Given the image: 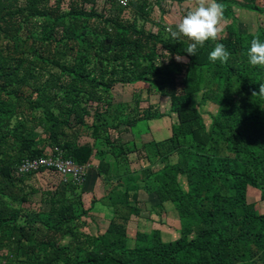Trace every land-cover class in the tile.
Wrapping results in <instances>:
<instances>
[{
    "label": "trees",
    "instance_id": "obj_1",
    "mask_svg": "<svg viewBox=\"0 0 264 264\" xmlns=\"http://www.w3.org/2000/svg\"><path fill=\"white\" fill-rule=\"evenodd\" d=\"M99 2L104 7L98 9ZM217 2L227 18L231 3ZM238 3L264 13L255 0ZM147 6L149 0H128L127 7L113 0H0V264H264V95H252L264 83V66L250 65L246 54L254 37L264 42V26L246 36L227 26V37L206 41L188 56L191 41L172 39L164 26L145 30ZM216 43L230 53L227 63L208 59ZM164 51L171 70L155 62ZM237 54L244 63L234 62ZM171 55L187 58L184 69ZM192 67L212 70L216 83L238 82V100L230 90L209 96L217 110L207 127L191 102L198 90L190 83ZM139 81L148 84L147 94L167 96L176 116L168 139L141 146L150 162H139L145 178L127 168L136 149L129 150L120 133L160 114L148 108L135 113L111 93L115 84ZM83 131L92 142L80 140ZM54 146L79 164L91 161L95 149L119 161L110 170L103 157L93 168L95 179L111 185L104 197L112 216L102 233L73 231L96 202L84 207L85 182L56 186L47 192V210L23 214L33 175L17 177L14 169ZM49 172L57 174L38 173ZM249 188L259 191L263 212L247 201ZM140 191L147 194V210L174 205L178 238L165 242L159 229L136 231L134 245L127 246L126 224L139 215L137 204L145 206Z\"/></svg>",
    "mask_w": 264,
    "mask_h": 264
},
{
    "label": "rangeland",
    "instance_id": "obj_2",
    "mask_svg": "<svg viewBox=\"0 0 264 264\" xmlns=\"http://www.w3.org/2000/svg\"><path fill=\"white\" fill-rule=\"evenodd\" d=\"M241 0H229V3H231V9L232 11L228 15L227 18H223L222 20V28L223 31L220 33V36L218 39H221L223 37H227V26H230V29H232V32L235 34H240L241 36H246L247 34H256L259 26H264V13L257 12L253 10H247L242 6ZM228 3V4H229ZM244 4V3H243ZM98 9L100 7H104L101 2L98 4ZM255 5L260 7L261 9H264V0H255ZM192 6V0H149V6H147L146 10L148 12V20L144 23L145 30H154L159 29L161 26L167 27L171 25L172 27L175 26L176 23L179 22V19L186 13L187 10H189ZM175 30V28H174ZM181 40L183 41H189L186 37L181 36ZM182 41V42H183ZM212 41V40H211ZM190 42V41H189ZM213 50V49H212ZM165 55L163 58L158 57L156 59V64L159 67L167 66L169 62L168 54L166 51H164ZM232 57V55H231ZM183 59L181 61H178L176 59V56L171 55V59H174L176 62L181 63V69H184L185 64L188 62L187 58L182 57ZM233 58V57H232ZM234 62H243V55L238 56L236 60L233 59ZM164 69V68H163ZM171 70L169 66H167L165 69ZM199 69L192 67L190 73L194 74V78L190 80V83L193 84V87L198 89L192 94L191 102L196 107L197 112L202 116L203 122L205 123L206 127L209 124V115L214 114L217 110V105L213 101V99H210L209 96L212 95L214 98L215 95H220L221 97L225 95L229 90L231 91L230 95H232L235 100H238V94H239V86L238 82L235 79V77L231 78V88H229L228 84L224 85L221 83H216L217 78L213 74V71H203L199 70L201 72V81L197 86L195 85V78H196V71ZM176 74V78H182V74L178 73V69L172 70ZM150 73V72H149ZM148 73V74H149ZM150 77L155 78V75H151ZM181 74V75H180ZM192 76V75H191ZM190 76V77H191ZM147 83L146 82H133L131 84L129 83H123V84H115L112 87L111 93L113 97L116 100L123 101V104H127L130 110H134L135 113H142V110H146L147 108L150 109L155 114H160L159 118L152 119L151 124H157L161 126L159 129H163L160 133L158 132L157 128L153 129V131L150 133L149 129L145 132V127L151 120L147 121L145 123L144 120H139L136 122V126L133 127H125V129H122L120 135L123 136L122 141H126L125 137H130L131 135L136 136L138 133L140 134H149L151 137L153 136L155 139L160 140L159 142H162L169 138L171 133V126L172 124L176 123V116L174 113L170 111L169 108V99L167 96H160L156 92L151 91L149 94L146 93L147 91ZM152 85V84H151ZM195 85V86H194ZM155 90V89H154ZM203 94H206V97H203ZM139 103L137 104V101ZM131 112L130 114H132ZM136 115V114H135ZM90 122L91 119H88ZM148 126V125H147ZM136 128V129H135ZM166 129V130H164ZM82 134V138L80 140L84 141V137L87 136L88 131ZM145 132V133H144ZM109 135L113 136L114 138H118L116 134V130H110ZM140 136V135H139ZM148 136V135H147ZM134 138L133 142H124L125 146H128V149L130 150L132 147H135V153L139 155V161L140 158H142L145 154L144 149L141 147L140 149L137 148L139 145V138ZM136 155V156H137ZM175 160V158H173ZM144 164L143 166L150 165V162L148 160H145L142 158L140 163ZM154 169H158L160 167V164L155 163ZM141 167L137 171L138 173L141 172L140 176L145 178L147 176H144V171ZM149 177V176H148ZM151 178H147L146 183H149ZM113 182V181H112ZM183 182V180H182ZM61 184H65L62 182L61 178L57 174L53 173H37L33 175L27 182L28 187L26 190H29L32 188L34 190V193H32L28 197V202L22 204L21 209L23 214L24 213H37L40 210H47L48 204H47V192L53 191L56 186H62ZM95 185V184H94ZM64 186V185H63ZM111 185H104L101 182L100 187L103 188V192L96 191L95 194H90L89 196L83 197L84 207L88 208L90 205V201L93 199L96 200L90 208L88 209V213L85 216H82L78 222L77 225L74 226L73 231L78 234H89L91 236L102 233L105 228L107 227L109 220L112 216L111 208L108 205V201L106 196L102 197L103 194L106 195L107 190L110 188ZM122 189L120 188L118 190V193L121 195ZM146 199H142L140 201L143 204H137V206L140 209L139 215L132 216L130 220L126 224V236H127V246L132 247L134 245V239H135V233L136 231H144V232H150L151 230L157 228L161 231L162 234V240L163 241H169V240H175L179 236V220L177 211L174 207V205L171 202H165L163 209H152L149 208L147 210L148 205V199L147 194L145 193ZM247 201L249 203H252L255 206L256 211L263 212V203L259 200V191L254 188H249L248 194H247ZM150 205V201H149ZM22 220L20 219V222ZM80 225V226H79ZM68 236L64 238L62 244H67L68 242ZM59 264H62L61 262ZM259 264V263H257Z\"/></svg>",
    "mask_w": 264,
    "mask_h": 264
},
{
    "label": "clouds",
    "instance_id": "obj_3",
    "mask_svg": "<svg viewBox=\"0 0 264 264\" xmlns=\"http://www.w3.org/2000/svg\"><path fill=\"white\" fill-rule=\"evenodd\" d=\"M224 11V5L217 0H192L191 8L175 24V30L171 25L165 30L174 40L183 36L191 41L184 52L188 56H195L198 46L203 47L206 41H216L219 38L223 31L221 22ZM246 54L250 65L264 66V42L258 37L251 40ZM229 58L230 53L222 43H216L208 56L211 62L219 61L222 64L227 63ZM176 59L181 61L183 58L177 56ZM252 95H264V83L259 84V93L253 92Z\"/></svg>",
    "mask_w": 264,
    "mask_h": 264
},
{
    "label": "built area",
    "instance_id": "obj_4",
    "mask_svg": "<svg viewBox=\"0 0 264 264\" xmlns=\"http://www.w3.org/2000/svg\"><path fill=\"white\" fill-rule=\"evenodd\" d=\"M120 7H127L128 0H113ZM95 165L91 161L79 164L72 158L64 156L63 150L59 147H46L41 156L23 158L14 169V175L24 177L35 175L40 170L50 169L55 171L64 183L81 186L86 179L88 172Z\"/></svg>",
    "mask_w": 264,
    "mask_h": 264
},
{
    "label": "crops",
    "instance_id": "obj_5",
    "mask_svg": "<svg viewBox=\"0 0 264 264\" xmlns=\"http://www.w3.org/2000/svg\"><path fill=\"white\" fill-rule=\"evenodd\" d=\"M116 100V99H115ZM118 102H123V101H120V100H116ZM152 120L150 122H148V129H149V132L151 133L153 131V129H156L158 130V132L160 133L161 131H163V129H159L161 126L157 125V124H151ZM166 130V129H164ZM171 134V133H170ZM148 135V136H147ZM88 136V135H87ZM84 137L85 140L87 141H90L92 142L89 137ZM154 136V135H153ZM151 137V135L149 136V134H141L140 136H136V138H139V145L137 146V148H141V146L145 143V142H149V141H153V142H159L160 140H157L155 139L154 137ZM134 135H131L130 137H125L126 141L124 140L123 142H133L134 141ZM135 138V139H136ZM97 149L98 151H104L106 150L105 147H103L102 145H98L97 146ZM95 152H96V149H95ZM94 152L92 158H91V162L93 165L98 166V162L99 160H102L101 158L104 157V161L107 163L108 166H110V170H113L115 169L116 167V164H118L119 161L115 160L113 157H111L110 155H105L103 152H101V155L99 154H96ZM136 153H130L128 154V165H127V168H130L131 171H137L139 170V159H138V156ZM141 165H144L142 164L141 162ZM125 169V168H124ZM94 169L92 168L91 171H89L88 175H87V178L85 180V184L83 185V197H87L89 196L90 194H95L96 191H101L103 192V188L100 187L101 185V177L99 178H94ZM95 184V185H94ZM105 194L102 195V197H104ZM138 197L139 199H146L145 197V193L143 191H140L139 194H138ZM149 198V197H148ZM152 198V197H151ZM165 207V206H164ZM157 229V228H155ZM162 235V234H161Z\"/></svg>",
    "mask_w": 264,
    "mask_h": 264
}]
</instances>
